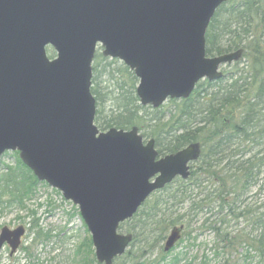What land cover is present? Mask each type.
I'll list each match as a JSON object with an SVG mask.
<instances>
[{
	"label": "water",
	"instance_id": "water-1",
	"mask_svg": "<svg viewBox=\"0 0 264 264\" xmlns=\"http://www.w3.org/2000/svg\"><path fill=\"white\" fill-rule=\"evenodd\" d=\"M227 1L0 0V158L17 151L37 181L78 207L99 264L124 254L132 237L120 225L153 193L187 180L200 149L157 159L154 140L144 144L134 127L100 133L90 91L95 51L133 72L141 106L186 100L242 56H206L207 29ZM181 231L172 229L164 253ZM23 235L4 227L0 249L14 254Z\"/></svg>",
	"mask_w": 264,
	"mask_h": 264
},
{
	"label": "trees",
	"instance_id": "trees-1",
	"mask_svg": "<svg viewBox=\"0 0 264 264\" xmlns=\"http://www.w3.org/2000/svg\"><path fill=\"white\" fill-rule=\"evenodd\" d=\"M205 42L208 57L242 51V60L224 67L222 79L199 82L188 99L171 101L177 108L167 122L164 117H154L147 125L143 120L151 108L139 106L133 73L123 68L127 77L122 84L101 95L97 80L106 74L101 66L106 60L94 57L91 93L96 101L94 123L100 131L148 128L141 136L154 139L159 156L192 144L200 149L190 166V177L176 179L154 193L151 204L146 201L120 229L130 225L132 245L142 244L143 253L162 250L166 233L177 226L183 227L181 244L188 249L211 246L210 259L203 255L199 261L197 256L187 261V254L169 257L174 248L168 254L160 251L152 264H264V0H229L215 13ZM107 101L109 111L103 115L97 107ZM17 164L7 168L0 179L1 207L23 209L38 184L29 169L19 161ZM163 196L167 201L162 209ZM31 229L36 230V225ZM207 233L209 242L197 243ZM40 234L35 232L37 237ZM81 248L84 251L78 264H97L89 238Z\"/></svg>",
	"mask_w": 264,
	"mask_h": 264
},
{
	"label": "rangeland",
	"instance_id": "rangeland-1",
	"mask_svg": "<svg viewBox=\"0 0 264 264\" xmlns=\"http://www.w3.org/2000/svg\"><path fill=\"white\" fill-rule=\"evenodd\" d=\"M46 55L49 59H53L55 57V52L50 47H47ZM94 56H99L103 60H106L101 63V66H105L106 74L99 76L97 80V90L101 95H105L106 92L118 88V86H120V84L126 79L127 74L124 69L127 67H125V65L119 60L104 58L100 47L96 49ZM241 57L237 62H239ZM95 61L96 59L94 62ZM229 71H231V68ZM109 106V102L107 101L106 103H101L97 109H100L103 112V115H106L108 114ZM176 108V104L167 101L159 109L151 108L146 110L147 117H145V114L141 117H145L143 120V122L145 121V125L148 124L149 119L154 117H164V122H167V120L176 113ZM94 125L96 126V124ZM134 128L137 129L138 133L141 135L142 132L148 133V128H145L144 131L143 128L141 129L138 126H134ZM149 139L151 138L145 137L144 140L147 142ZM18 161L21 162L17 151L4 153L0 158V179L8 171L7 168H15V166L18 165ZM21 164L23 163L21 162ZM23 166L25 165L23 164ZM16 173H20V170ZM1 184L0 181V187ZM254 191L255 189H253L249 195ZM159 192H161V190ZM4 200L5 199H3V201ZM152 201L153 196L147 200V205L151 204ZM162 201L163 203L160 205V208L163 209L165 208L163 204L164 201H167V196H163ZM23 206V209L15 205L8 207L5 205L2 207L0 206V231L3 227L12 230L22 226L25 229V234L21 239V245L13 255H10V249L8 246H4L0 250V264H78L83 256L82 252L84 251L81 248L82 242L86 238L90 239V234L84 226L77 207L73 206L70 202L64 201L61 194L56 190L39 182L35 186L32 194L25 199ZM30 211L34 214L33 216L30 215ZM32 225H36L37 229L32 230ZM179 227L180 226H177V228ZM130 228V225H124L118 231L122 235L132 237V234L128 232ZM172 229L173 228L168 230L166 238L169 236ZM38 230L41 231L39 237L35 235V232ZM46 236L47 238H45ZM182 239L183 230L180 232V239L175 243V250L170 253L169 257L174 254H187V261L193 256L198 257L197 261H199L203 255H206L209 259L212 257L210 251L211 246H196L188 249L187 246H185V243L181 244ZM209 240L210 238L207 233L206 235L199 237L197 243H208ZM163 244L164 242L162 243L161 248L163 247ZM142 246V244L140 245L137 242L132 245L131 241L130 246L127 247L124 254L114 258L111 264H152V262L160 257V251H163L160 250V248H156L143 253ZM92 252L93 258L95 259L93 249ZM128 253H131L130 257L127 255ZM241 253V250L237 251V259H240ZM213 262L214 261H211L212 264Z\"/></svg>",
	"mask_w": 264,
	"mask_h": 264
},
{
	"label": "flooded vegetation",
	"instance_id": "flooded-vegetation-1",
	"mask_svg": "<svg viewBox=\"0 0 264 264\" xmlns=\"http://www.w3.org/2000/svg\"><path fill=\"white\" fill-rule=\"evenodd\" d=\"M3 246H7V245H3ZM11 255V254H10ZM13 255V254H12Z\"/></svg>",
	"mask_w": 264,
	"mask_h": 264
}]
</instances>
